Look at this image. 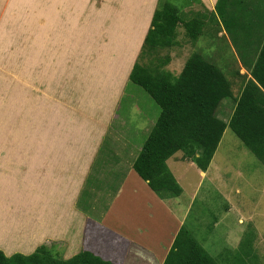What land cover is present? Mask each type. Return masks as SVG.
Wrapping results in <instances>:
<instances>
[{"label":"rangeland","instance_id":"374dc122","mask_svg":"<svg viewBox=\"0 0 264 264\" xmlns=\"http://www.w3.org/2000/svg\"><path fill=\"white\" fill-rule=\"evenodd\" d=\"M135 1L131 0L130 6H133ZM174 1L179 5L184 4L183 0ZM157 3L158 0H155L154 9ZM119 4V0H0V154L19 155L22 154V149L23 152L28 149L31 154L37 153L38 146L35 143L27 144V140L32 139L26 134L23 135L28 121L20 119L22 118L21 109L27 108L31 102H40L41 104L36 107L43 115L46 112V106L50 104L49 100L55 96L51 90L45 88V81L40 79L42 76L36 74L37 68L43 70L45 75L49 73L48 71L56 70L58 73L56 80L63 79L67 83L77 80L80 74L87 76L85 77L87 82L84 84L88 88H85L83 83L80 87L74 85L76 88H73L78 92L76 95H79L81 99L86 97L88 100L85 99L84 103L79 104V98L72 99L73 95L68 93L69 99L67 97L63 99L67 105L64 111L69 114L75 111L80 112L86 107L84 114L91 116L96 125L101 124L105 127L108 136L112 134L111 132L116 135H123L126 132L130 134V122L141 127L145 123L157 119L160 109L155 101L139 85L132 82H123L122 84L120 77L115 79L114 91L107 96L105 106L91 105L89 101L94 96H87L85 92H82L84 88L88 90L87 92L90 91V77L98 80L100 71L105 70V67L98 63L99 58L108 61L107 65H111L110 74L115 76H119L120 73V76L126 74L127 63L132 58L136 45L134 44L133 48H128L130 57L124 56L123 60H121L123 54L118 55V52L115 51L120 35L123 38L130 36V31L125 24L130 12L126 10L129 9V6L125 7V11L122 12V16L125 18L124 23L115 29V16L112 15V12ZM186 16L189 17L188 13ZM120 22L118 19L117 24ZM150 22L151 20L149 26ZM132 27L135 28V24H132ZM106 31L107 33L104 34ZM213 32L209 28V32L198 41L202 48L200 52L208 61L222 66L228 77L230 69L233 67L219 65L223 61L216 58L220 51L215 49L222 46L217 47L216 40L219 39ZM108 37L111 38L110 41L106 40ZM185 42H189L187 37ZM170 49V47L158 49L153 54V59L156 60V58L164 57L167 54L171 57L173 54L168 65H170V69L179 71L185 57L189 56L191 52L198 51L197 40L193 45L184 44L177 49ZM147 59L144 61L146 62ZM231 62L232 59L227 55L225 63ZM121 63L125 68H121ZM106 67L110 68V66ZM119 69L121 70L118 71ZM90 70L93 75L89 76L83 73ZM55 84L57 86L61 83L55 82ZM94 86L96 85L92 84L93 88ZM89 93L92 94V92ZM55 100L59 103L58 99L55 98ZM145 134L142 130L140 135L138 133L131 135V140L138 151ZM46 148L47 146H44V149ZM131 149L136 151L132 144ZM114 153H118V151ZM166 163L172 174L178 178L181 186V192L177 194V204L174 205L177 207L176 210H184L187 202L191 200L193 188L199 186L196 197L188 205L183 222L184 226L191 230L205 249L220 264H264V165L240 142L230 128L226 127L203 176H199L197 165L191 164L190 159L182 157L181 151L174 153ZM95 165L100 166V163H94ZM95 181L97 180L95 179ZM141 183L144 185L143 180ZM0 190L5 191L3 188ZM141 194L143 196V191ZM156 195L161 196L157 193ZM171 195L176 196L172 193ZM84 201L85 196H81L80 203L83 204ZM132 202L123 207L122 204L114 207L112 215L115 210L118 215L121 210L128 213L129 209L133 208L135 213L132 215L135 218L122 217L116 224L113 220L118 219L117 217L109 219L111 226L114 224L116 226L114 231L107 230L108 234L101 223L96 222L98 224L96 226L95 222H92L94 225H91V229L94 232H105L103 249L106 258L112 257L116 263L118 261L122 263V255L126 250L131 249L128 261H132L134 264H158L160 261L161 264V260L169 248L168 243L165 242V239L168 240L166 235L168 236L169 233H161L157 229V221L154 225H148L150 220L144 211L138 209L140 205L137 204V199ZM165 203L167 205L168 201ZM17 206V203L13 205V213L18 215V221L13 225L10 237L3 234L4 230L3 233L0 232V250L5 255L19 251L27 253L30 248L35 249L42 244L61 258H63L64 252L62 246H67V243H72V249L77 247L79 251L84 231L76 240L79 242H68V238L65 241H60L63 235L58 240L57 234L51 227L52 224L49 223L48 229L46 225L43 228L44 221L42 219L25 213L21 210L22 208H16ZM21 206L23 207V203ZM19 211L22 215H19ZM89 211H92L91 207ZM130 218L133 221H130ZM215 221L217 223L214 224ZM145 223L148 225L147 229L144 227ZM172 225L175 226V220ZM166 227L175 229L171 225ZM25 229L27 236L23 235ZM135 230L138 234L140 230L144 232L142 235L127 234L128 236L120 238L118 235L115 236L123 241L118 239L114 241L110 236L112 232L122 231L123 234H126L135 232ZM9 231L6 232L9 234ZM28 233L35 240L25 241L24 238L28 237L27 239H29ZM241 235H244L242 242L234 251L236 245L234 239H239ZM9 244L13 249L11 252H6L4 247ZM114 246L120 248L119 257L112 255L117 250L114 249ZM78 251L72 250L71 254ZM214 252L216 256L219 253L218 259ZM249 252L250 254H247ZM138 253L142 254L138 255ZM69 257H65V259ZM126 259L124 258V260Z\"/></svg>","mask_w":264,"mask_h":264},{"label":"crops","instance_id":"0c3cea01","mask_svg":"<svg viewBox=\"0 0 264 264\" xmlns=\"http://www.w3.org/2000/svg\"><path fill=\"white\" fill-rule=\"evenodd\" d=\"M119 1L120 4L112 12V15L115 16V29L124 23L125 18L122 16V12L129 6V9H126L130 12L127 15L128 19L125 21V24L130 31V36L123 38L120 35L115 51L118 52V55L123 54L121 58L123 60L125 59L124 56L130 57L129 51H127L128 48H133L134 44L136 45V50L127 63V70L124 76H120L121 73L119 76L110 74L111 65H107L106 62L108 61L99 58L98 63L104 66L105 70L102 69L100 71L98 80L90 77L91 89H89V92H92L90 94L85 89L88 88L84 84V82H87L85 78L87 76L85 75L80 74L77 78L79 81L73 80L71 84L65 82L63 79L57 81L58 73L56 70L48 71L49 73L45 75L43 70L36 69V74L42 76L40 79L45 81V88L51 90L55 96L49 100L50 104L46 106V112L43 115L36 107V105L41 104L40 102H31V105L29 104L28 107L31 106L32 108L21 109L22 118L20 119L28 121L23 135L26 134L27 137L32 139L27 140V144L35 143L38 146L36 149L37 153L31 154L28 149L26 152H23L22 149V154L19 155L10 153L0 154V189L3 188L5 190H0V232L3 233L4 230L3 234L8 235V237H10L13 225L17 224L18 221V215L13 213V205L15 203L18 204L16 208H22L21 210L25 213L42 219L44 221L43 228L46 225L48 229L49 225L52 224L51 227L57 234L58 240L63 235L60 241H65L68 238V242H75L88 223L94 225L92 222H95L96 226L98 225L97 223H101L108 234L109 230L114 231L115 224L119 223V219H122V217H126L127 219L129 217L135 218L132 215L135 213V209L133 208L129 209L128 213L121 210V212H117L118 215L115 210L114 215H112L114 207H118L121 204L122 207L125 204H131L135 199H137V204L140 205L138 209L144 211L147 218H149L150 222L148 225H154L157 221V229L163 234L169 233L168 236L166 235L168 240L164 238L165 242L168 243L167 245L170 246L179 227L185 224L183 221L188 210V205L196 197L195 195L199 186L197 185L193 188L191 200L187 202L184 210H176L177 207L174 205L177 204V195L174 197L170 193L158 197L155 191L151 190L144 180V185H142V179L132 169V163L138 153V148L131 141V135L141 133L146 123L140 127L130 122V134L126 132L123 135H116L114 132H111L112 134L109 133L110 135L108 136V131H106L105 127L101 124L96 125L91 116L84 114L86 107L81 109L82 111L80 112L75 111L68 114L64 111L67 105L63 102V99L66 97L69 99L68 93L73 95L72 99L79 98V104L88 100L86 97L85 100L76 95L78 92H76L74 85L80 87L83 83L85 88L82 92H85L87 96H94L90 98L89 103L97 107L106 105L105 100L114 91L113 83L117 77H120L122 84L123 82L129 83V73L127 71H130L128 69H131L130 67H132L137 57V53L147 32L155 0H148V2L146 0H136L133 6H130L131 0ZM168 1H173L178 6L179 13L184 22L187 19L191 21L194 19L205 20L204 32H201L197 39V49L199 52L202 48L199 46L200 43L198 41L202 36L207 34L205 27L211 23L213 31H215L213 33H216V37L219 39L216 40L217 46L221 47L219 45L223 44L221 48H216L215 50H219L218 54L222 57L225 58L228 55L232 59L229 65L233 67L234 74L231 73L228 78L235 88V93L238 97L243 82L245 83L249 78H252L253 51L258 47V39L264 35V0H183L184 4L181 5L174 0ZM186 13H188L189 17L186 16ZM118 19L121 21L120 24H117ZM132 24H135V28L132 27ZM183 24L181 22L177 26V38L178 40L180 38V44L172 47L171 50L179 48L180 45L194 44L191 41L185 42L186 38H183L185 31ZM84 30L86 33V27ZM106 33L107 31L104 34ZM255 35L257 38H255ZM106 40L110 41L111 38L108 37ZM224 53L228 54L225 55ZM247 53H249L248 64H244L243 57ZM172 55L169 63L172 60ZM187 58L188 56L185 57L179 71L182 69ZM106 66H110V68ZM120 66L121 68L124 67L123 64ZM169 66L167 65L168 68H171ZM171 70L179 72L175 69ZM236 71H238V75H235ZM83 73L89 76L93 75L91 70L84 71ZM94 80L96 81L94 82ZM55 82L61 84H57V87ZM92 84L96 86L93 88ZM55 98L59 100V103H57L58 101ZM233 105L234 101L232 103L222 101L219 104L218 107L225 111L220 116L222 120L228 121L229 114L234 108ZM106 107L108 108V106ZM154 114L155 112L152 113V117ZM131 144L136 151L131 149ZM44 146H47V148L44 149ZM101 150H103V153H101ZM116 151L118 153H114ZM97 162L100 163V166H94V163ZM191 164L194 165L195 163L191 161ZM197 172L200 177L204 174V171L200 169ZM176 180L180 185L178 178ZM142 191L143 196L141 194ZM81 196H85L83 204L80 203ZM166 201H168L167 205ZM22 203L23 207L21 206ZM90 207L92 211H89ZM20 211L19 215H22ZM109 215L112 217H108ZM116 217L118 219H115ZM109 219H115L113 220L115 223L113 226L108 221ZM173 220H175V226L172 225ZM130 221H133V219ZM148 225L147 223L144 224L145 229H147ZM167 225H171L175 229H168ZM6 231H9V234ZM143 232L140 230L138 234L135 230V232L123 234L120 231L117 233L112 232L110 236L114 241L115 239L123 241L119 239L121 236H128L129 234L142 235ZM26 234L27 231L25 229L23 235ZM117 235L119 238L115 237ZM28 236L29 239L23 236L25 241L32 242V240H35L31 234L28 233ZM243 236L241 235L239 239H234L236 243L234 251L241 244ZM214 242L216 243L217 241L215 240ZM72 245V243H67V246H62L64 249L63 258L71 256L72 250L78 251L77 247L72 249ZM4 248H6V252H11V249H13L10 244ZM114 249L117 250L112 255L119 257V246L118 248L114 246ZM33 250L34 248H30V251L24 254L31 253ZM214 254L218 259L219 253H217L218 256H216L215 252ZM128 256L129 250H126L122 257L128 258ZM164 257L161 260V264ZM221 258L225 259L224 257ZM158 264H160V261Z\"/></svg>","mask_w":264,"mask_h":264},{"label":"trees","instance_id":"16d2710c","mask_svg":"<svg viewBox=\"0 0 264 264\" xmlns=\"http://www.w3.org/2000/svg\"><path fill=\"white\" fill-rule=\"evenodd\" d=\"M181 22L185 30L183 38L187 37L191 42L204 32L205 20L187 19L184 22L173 1L158 0L128 75L129 82L142 87L160 109L157 119L145 125L143 132L146 134L132 169L151 190L161 195L181 192L166 164L167 159L181 151L182 157L206 170L226 127L264 165V35L258 39V47L253 51L252 78L243 82L237 97L228 78L230 75L227 77L222 66L208 61L199 51L190 53L179 72L167 67L170 61L168 54L153 59L158 49L180 44L177 26ZM208 27L214 30L210 23L205 27L206 33L209 32ZM216 58L223 61L219 65L231 67L220 54ZM248 58L249 53L243 57L244 64H248ZM231 73L234 74L232 68ZM238 74L236 71L235 75ZM222 101H234L227 122L220 117L225 113L218 107ZM91 227L89 223L85 225L79 251L67 259L57 256L42 244L28 254L14 252L5 255L0 250V264H134L128 261L131 249L122 263H116L112 257L106 258L103 249L105 232H94ZM162 264L220 263L191 230L182 225L173 237Z\"/></svg>","mask_w":264,"mask_h":264},{"label":"clouds","instance_id":"9594fccd","mask_svg":"<svg viewBox=\"0 0 264 264\" xmlns=\"http://www.w3.org/2000/svg\"><path fill=\"white\" fill-rule=\"evenodd\" d=\"M149 28V27H148ZM148 30V29H147ZM145 37V36H144ZM143 40H144V38H143ZM142 45V44H141ZM225 131V130H224ZM223 136V135H222ZM222 138V137H221ZM193 162V161H192ZM194 163V162H193ZM200 169V168H199ZM205 171V170H204ZM175 178V177H174ZM176 179V178H175ZM177 181V180H176ZM177 183H178V181H177ZM179 184V183H178ZM180 186V185H179ZM181 188V187H180ZM77 253V252H76ZM74 255V254H73Z\"/></svg>","mask_w":264,"mask_h":264}]
</instances>
